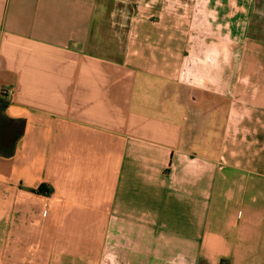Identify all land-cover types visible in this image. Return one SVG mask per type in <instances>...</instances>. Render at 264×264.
Instances as JSON below:
<instances>
[{
    "label": "crops",
    "instance_id": "obj_1",
    "mask_svg": "<svg viewBox=\"0 0 264 264\" xmlns=\"http://www.w3.org/2000/svg\"><path fill=\"white\" fill-rule=\"evenodd\" d=\"M254 3L0 0V264H264Z\"/></svg>",
    "mask_w": 264,
    "mask_h": 264
},
{
    "label": "rangeland",
    "instance_id": "obj_2",
    "mask_svg": "<svg viewBox=\"0 0 264 264\" xmlns=\"http://www.w3.org/2000/svg\"><path fill=\"white\" fill-rule=\"evenodd\" d=\"M254 1H255V3H254L253 8H252V21H251V26H250V34L255 35V36L264 37V0H254ZM130 2H132V4H134L135 0H130ZM216 126L217 127L212 128L213 131L219 127L218 122H217ZM215 131H218V130H215ZM5 136L7 138L10 137L9 135H5ZM213 136L215 137V135H212V145H214V147L212 148V152H215V151H217L216 147L218 146V139H217L218 137L214 138ZM0 138H1V135H0ZM0 141H1V139H0ZM241 144L244 147V149H243L242 157L240 158V160L242 161V163H245V162L249 163L250 162L249 150H246V148L250 144L248 142H242ZM4 148H6L7 150H5ZM3 149L9 154L10 150H8V149H10V142H7L6 144L3 141L0 142V151H4ZM258 149H259V154L264 155V147L261 143L258 144ZM259 163H260V161H258V165H259ZM257 170L262 171L261 169H257ZM67 264H70V263H67ZM71 264H96V263L83 262V263H71ZM99 264H107V263H99Z\"/></svg>",
    "mask_w": 264,
    "mask_h": 264
},
{
    "label": "built area",
    "instance_id": "obj_3",
    "mask_svg": "<svg viewBox=\"0 0 264 264\" xmlns=\"http://www.w3.org/2000/svg\"><path fill=\"white\" fill-rule=\"evenodd\" d=\"M11 91H12V88L9 87V88L7 89V92L10 93Z\"/></svg>",
    "mask_w": 264,
    "mask_h": 264
},
{
    "label": "trees",
    "instance_id": "obj_4",
    "mask_svg": "<svg viewBox=\"0 0 264 264\" xmlns=\"http://www.w3.org/2000/svg\"><path fill=\"white\" fill-rule=\"evenodd\" d=\"M10 145H12V142L10 143Z\"/></svg>",
    "mask_w": 264,
    "mask_h": 264
}]
</instances>
